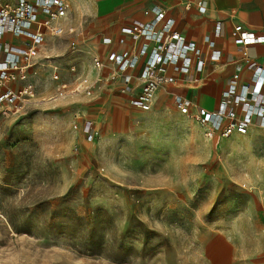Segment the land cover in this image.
Listing matches in <instances>:
<instances>
[{
	"label": "rangeland",
	"instance_id": "obj_1",
	"mask_svg": "<svg viewBox=\"0 0 264 264\" xmlns=\"http://www.w3.org/2000/svg\"><path fill=\"white\" fill-rule=\"evenodd\" d=\"M70 20L41 49L37 101L0 111V264H264V129L208 136L106 85L51 99L56 75L66 92L100 77L88 15Z\"/></svg>",
	"mask_w": 264,
	"mask_h": 264
},
{
	"label": "built area",
	"instance_id": "obj_2",
	"mask_svg": "<svg viewBox=\"0 0 264 264\" xmlns=\"http://www.w3.org/2000/svg\"><path fill=\"white\" fill-rule=\"evenodd\" d=\"M73 2L0 0V111L11 106L23 109L27 104L37 101L38 90L33 79L38 74L36 66L41 49L49 37L76 32L74 28L66 26ZM145 13L150 18L147 22L133 23L130 27L131 40L140 43L137 52L124 49L112 53L109 80L121 82L124 91L132 94L130 106L147 112L152 109L157 92L162 87L176 83L175 73L201 74L209 67L208 61L215 63L222 58V51L214 39L207 35L203 39L207 46L206 58L201 47L194 42H187L174 29L175 20L167 18L162 8L153 6ZM220 25L219 22L216 25V36L220 34ZM103 42L110 44L112 39L104 38ZM125 42V38L119 40L120 44ZM239 42L244 46L264 43V34L243 30L239 33ZM72 44L75 45L74 42ZM93 61L98 72L107 66L99 57ZM141 63L143 66L139 75L129 73ZM57 69L54 66L55 75ZM239 79L240 74L236 72L214 109L193 104L182 95H176L175 105L181 114L195 119L208 136L228 138L247 135L253 128L264 129V92L259 90V85L264 84V70L255 68L247 84H240ZM134 80L138 84L131 87ZM58 81L56 75L57 87L51 99L78 93L90 95L97 83V80L83 77L77 86L66 92ZM74 114L76 123L73 127L78 129L81 118L79 112ZM90 137L93 138V134Z\"/></svg>",
	"mask_w": 264,
	"mask_h": 264
},
{
	"label": "crops",
	"instance_id": "obj_3",
	"mask_svg": "<svg viewBox=\"0 0 264 264\" xmlns=\"http://www.w3.org/2000/svg\"><path fill=\"white\" fill-rule=\"evenodd\" d=\"M73 5L72 8L88 15L85 29L88 37L94 42L89 49L95 57H99L107 64L101 72H98L100 74L98 79L94 76L95 78L90 77V80L99 81L96 83L98 87L112 86L110 93L120 92L121 96L127 99L128 104L132 94L124 91L121 82L109 80L112 71L110 56L124 49L137 52L140 43L131 40L130 27L133 23L147 22L150 18L145 12L153 6H159L165 11L167 18L174 19V29L180 32L187 42H194L201 47L206 58L207 46L203 39L207 35L214 39L217 47L222 51V58L215 63L208 61L209 67L201 74L175 73L176 83L162 87L157 92L154 104L169 100L175 105L176 95H182L188 99L197 95L194 104L214 109L219 105L222 93L236 72L240 74L239 83L247 84L255 68L264 70V43L244 46L239 42V33L243 30L264 34V0H77L76 2L74 0ZM218 22L221 24L220 34L216 36ZM66 26L74 28L71 20L66 22ZM75 31L74 34L64 35H75L77 30ZM54 38L57 37H49L47 41ZM104 38H111L112 43L105 44ZM121 38L126 39L124 44L119 43ZM142 66V63L139 64L129 73L139 75ZM137 84L138 82L134 80L131 87ZM259 90L264 92V84L259 85ZM112 94L109 95L112 96ZM90 95L78 93L73 97ZM129 107L140 110L133 108L130 104ZM115 109V114L123 113L122 107Z\"/></svg>",
	"mask_w": 264,
	"mask_h": 264
}]
</instances>
